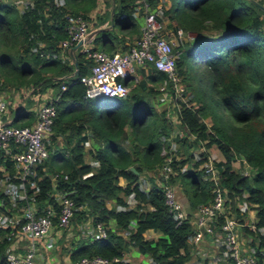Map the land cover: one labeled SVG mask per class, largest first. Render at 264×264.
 <instances>
[{"label": "trees", "instance_id": "trees-1", "mask_svg": "<svg viewBox=\"0 0 264 264\" xmlns=\"http://www.w3.org/2000/svg\"><path fill=\"white\" fill-rule=\"evenodd\" d=\"M65 1L63 4L57 0H32L19 11L9 0H0L2 81L32 89L35 94L47 86L59 87L64 80L66 87L59 90L57 111L64 107V100L83 106L72 114L77 125H68L63 119L56 122V117H64V111L56 112L52 134L44 140L48 156L31 178L37 186L36 193L32 195L27 186L29 198L37 207L51 205L55 211L61 195L72 198L74 211L68 225L62 227L64 230L76 228L84 219H89L94 229L96 222L103 223L105 237L86 244L87 238L78 240L72 250L73 259L93 255L122 257L131 245L149 254L156 264H187L192 226L188 218L178 220L168 211L162 184L174 185L179 181L185 193L186 188L190 189L189 208L185 209L188 217L199 204L210 200L211 183L203 178L201 169L180 170L186 159L171 160V172L168 178H163L157 169L164 159L159 153L161 141L155 137L158 131H153L150 118L129 117L130 106L124 101L128 108L120 106L112 114L98 115L92 108L96 100L85 97L84 86L78 82L89 66L81 53L76 56L77 75L55 77L71 71L58 59V41L67 37L65 13L83 16L81 10H88L94 3V0ZM257 1L264 5V0ZM118 4L113 22L133 28V0H118ZM164 14L171 21L167 27L174 31L179 28L195 36L207 30L216 32L207 34L203 40H179L173 47L179 52L176 72L183 86V99L177 101L178 117L197 140L207 137L205 151L198 155L195 166L206 159V149L214 145L223 159L218 165L220 184L226 188L230 201L234 195L246 193L243 199L256 204L254 224L260 231L254 234L245 228L252 241L244 254L252 256L255 264H264V14L249 0H175ZM164 78L166 75L158 70L148 77L154 83ZM167 86H171L169 80ZM129 96L141 99L136 92L124 98L129 100ZM28 112L30 118H26ZM28 112L17 115L14 125H28L33 115ZM126 122L131 126L135 148L126 149L119 142ZM84 125L89 126L93 139L101 141L100 146L90 151L96 165L84 161L83 142L87 133L80 135L74 145H70L66 136L67 131L79 133ZM59 135L63 146L56 141ZM240 157L252 168L245 176L231 166ZM42 166L51 169L44 171ZM145 170H152V178ZM63 174L67 177L63 178ZM141 176L150 180L146 188L139 185ZM119 177L126 181L124 185L118 183ZM129 196L135 200L133 206L127 203ZM52 220L56 225V217ZM110 223L113 229L109 228ZM147 229L160 236L154 241L146 239L143 233ZM115 230H126V240ZM4 244L0 242V264H5ZM226 264L236 263L229 258Z\"/></svg>", "mask_w": 264, "mask_h": 264}, {"label": "built area", "instance_id": "built-area-1", "mask_svg": "<svg viewBox=\"0 0 264 264\" xmlns=\"http://www.w3.org/2000/svg\"><path fill=\"white\" fill-rule=\"evenodd\" d=\"M162 9L161 3H153L151 0H133V11L142 15L139 35L125 51L111 53L89 44L88 22L83 16L65 13L67 37L60 40V46L68 47L81 42L78 46L79 52L89 65L87 71L78 78V82L84 86L85 97L125 96L130 90L125 79L133 74L136 66L150 63L156 70L166 75L163 84L158 88L162 91L165 90L167 80H169L172 100L182 99L183 86L176 72V59L179 57V52L174 51L173 47L178 38L183 36V33L179 28L173 33L166 31L164 22L161 20ZM65 87V84L61 83L59 90H64ZM26 97L24 96V99ZM59 99L60 93H57L52 99L38 103L33 111L32 122L21 126L4 122L5 103L0 99V151L7 153L14 164L17 178L23 187L22 196L25 201L16 219L19 226L14 225L4 236L6 242H11L14 239L24 240V250L21 254L7 252L5 264H35L36 250L43 245L52 227H65L73 215L74 201L64 195L59 198L57 211L51 205H44L37 212L29 198L27 189L35 167L48 156L44 140L52 131L51 127L57 112L56 102ZM165 152L167 151L163 150L162 154ZM218 161L216 156L211 153L200 163L204 178L211 182V197L208 202L199 204L192 216L189 217L193 228L191 241L196 245L207 240V237L210 240H212V236L219 239L218 243L222 250L216 255L209 256L212 264H217L218 261L226 263L229 258H232L236 264H255V259L242 251L237 228L238 226L246 227L254 234L260 229L256 228L252 222H240L233 217L231 205L227 206L226 188L220 184ZM170 162V157H166L161 165L163 178H168L171 172ZM66 177V174H63V178ZM162 186L163 200L168 211L178 220L187 218L172 184L165 182ZM34 187L36 193L37 186L34 185ZM238 199V195H235L234 203L236 205L239 204ZM53 217L57 219L56 225L53 224ZM97 223L95 228L100 229ZM216 231L221 233L218 237ZM104 235L105 230H102V236ZM42 264H120V258L93 255L66 261L46 260Z\"/></svg>", "mask_w": 264, "mask_h": 264}, {"label": "crops", "instance_id": "crops-1", "mask_svg": "<svg viewBox=\"0 0 264 264\" xmlns=\"http://www.w3.org/2000/svg\"><path fill=\"white\" fill-rule=\"evenodd\" d=\"M11 4L15 6L17 10H23L24 6L26 4L31 3L32 0H9ZM153 3H161L163 6V9L161 10V19L165 23L164 26L166 27V31L173 33L174 30L168 28V24L171 22L168 20L164 14L165 9H168L171 5V3L175 0H151ZM58 3H66L65 0H57ZM118 0H94V3L91 7L88 8V10H81V13L83 14V17L88 22L89 27V33L87 34V38L89 40V44L92 46L102 49L108 53L111 52H122L125 51L128 46L130 45L131 41L134 40V38L139 34L140 28L142 26V15L140 13H136L133 11L132 15V21L134 22L133 28H123L113 22V15L115 12H117L118 8ZM70 9V8H69ZM103 31H109L108 34H105ZM189 35V34H188ZM186 41V36L180 37V42ZM179 43V39H178ZM58 59L59 61L66 67L71 68V71L68 74L55 76L57 78H68L71 72L75 69V58H77V54H79V48H75L74 51L70 50V48L73 46L68 47H61L60 46V40L58 41ZM75 57V58H74ZM154 70H156L150 63H147L145 65H139L135 67V70L131 76L125 79L126 84L128 87H130V90H135L140 95L141 99L138 100L137 97H130L129 100L131 102H137L140 106H133L131 102H125L130 106V111L128 113L129 117L135 116H143L146 120L150 118L149 124H151V127H153V131H158L157 140L161 141V148H160V155H162V151L165 152L164 159L166 157H170L171 160H179V159H186L184 163L182 164V167H180V170L186 169H192V170H199L200 169V163L195 166V161L198 158V155L203 152L202 150H205V143L207 142V137H203L201 140H197V138L194 136V134L187 131L185 126H182L180 124V120L178 117V111H179V102L176 100H172L170 97L172 94L169 86L165 88V90H160L158 87L163 84L164 79L160 82L154 83L149 81L148 77L154 73ZM62 83H64V80H61ZM60 82V84H61ZM58 86V85H57ZM37 86L33 87L36 88ZM58 88V90H56ZM32 89H27L23 86H10L9 83H5L0 78V99L4 101L5 103V110L3 113V119L4 122L7 124H13V122L17 121L16 116L21 115L25 111L28 112L31 111L32 114L34 113V108L39 103H44L53 97L57 93H59V87H52L47 86L42 91L37 92L33 94ZM127 95V94H126ZM129 95V94H128ZM24 96H27L24 99ZM94 97L91 98L92 100H96L95 105L92 107L94 111L103 117V115L106 114H112L114 111H118L120 106L123 105V102H118L121 100L120 98L123 97H115V102L113 104H102L98 98ZM118 102V103H116ZM65 104L64 107H60L57 111V113H61V110L64 111V117H56L55 121L61 123L62 119L66 124H73L77 125L78 121L73 118L72 120V114L79 109L83 108L82 105H79L77 103H73L71 101L64 100L62 102ZM115 104V105H114ZM88 108L87 106H85ZM128 108V107H127ZM100 110V111H99ZM29 112L26 114V118H30ZM154 118L161 117L163 118V121L165 122L167 129L162 130L159 129L161 126L159 125V128H157V124H153L155 121ZM33 115L31 119L29 120V123L32 122ZM207 124V120H206ZM159 131L161 132V135H159ZM84 133L88 134V138L85 142H83V149H84V161L91 164L96 165L95 162L91 159L90 151L93 152L94 149H96L98 146H100L101 141L93 139L91 136L90 128L88 125H84L83 130H81L79 133L75 132L74 130L67 131L66 136H69L70 145H74L77 138L80 135H84ZM52 134H49V136ZM56 141L58 142L59 146H63V141L59 136L56 137ZM120 144L125 147L126 149L135 148L134 140L131 136V126L126 122L123 125V132L122 136L119 139ZM214 145H210L206 150L209 151V149H213ZM195 150V151H194ZM69 153V152H67ZM216 156V158L222 162V156H220L218 150L214 153H212ZM134 155V154H133ZM236 161H239L238 158H235ZM234 161V160H233ZM220 164V163H219ZM40 165V163H38ZM37 165V166H38ZM36 166V167H37ZM232 166V162H231ZM35 167V169H36ZM133 167V166H131ZM234 169V167L232 166ZM34 169V173H35ZM41 169L46 171L47 169H51V167L42 166ZM134 169V167H133ZM161 171V167L157 168ZM235 170V169H234ZM236 171V170H235ZM150 172L152 170H145V173L147 176L151 177ZM34 176V174L31 176V178ZM147 176H144V184L139 182V185L142 188H146L150 185V180ZM30 178V179H31ZM152 178V177H151ZM204 178V176H203ZM205 179V178H204ZM154 182H158L156 177H154ZM207 180V179H205ZM139 181V180H138ZM208 181V180H207ZM125 180L123 177L118 178V183L120 185L125 184ZM210 182V181H209ZM211 183V182H210ZM35 183L32 181L28 182L29 189H31V194H35ZM175 189V186L172 185ZM181 186V189L185 190V188L182 187L179 183V188ZM26 185L24 186V188ZM211 187V185H210ZM22 190L23 187L17 178V172L14 167L13 162L9 159V156L7 153L0 151V242H5L4 244V251L5 254L7 252H14L19 253L23 252L24 250V240L22 239H14L11 242H6L4 240V233L9 232L13 228V226L18 225L16 219L17 216L20 214L21 209L23 207V196H22ZM183 190V191H184ZM176 193V192H175ZM190 193V189L186 188V193L184 192V195H180L177 197L179 203L181 204L182 209L185 211V209L189 208V201H187V196ZM61 194V193H59ZM57 195V192H54V196ZM177 196V195H176ZM228 198V197H227ZM24 201V200H23ZM239 204L236 205V203L231 204L233 208V217L240 221V222H252L254 223V217H255V205L250 204L248 201L238 199ZM228 202H230L228 198ZM127 203L129 206H133L135 203V200L132 199L130 196L127 197ZM202 204V203H201ZM107 205H110V202L107 203ZM241 205V207H240ZM254 205V206H253ZM37 209V212L42 208L37 207L34 205ZM195 210V209H194ZM193 211H191V215L193 214ZM186 212V211H185ZM17 223V224H16ZM93 227V224H91ZM133 227V224L130 225ZM217 229V228H216ZM6 230V231H5ZM71 229L62 230L58 227H52L48 235L46 236L43 245L39 246L36 250L35 255V264H42V262H45L46 260H60V261H66L69 259H73L72 250L75 249L77 242H74V244L70 243L69 246L66 249L59 248V242L62 239H66L67 236H70ZM94 230V227H93ZM123 231L124 234H121L123 239H125L126 236V230H119ZM241 232L244 233L246 238H240L241 241V248L242 251H246L249 247L250 242L252 241L251 237L246 232L245 228L241 226H238L237 228V235L240 237ZM95 231L93 232H87L86 238L88 237L91 239V237L94 235ZM120 234V233H119ZM221 234L216 231V235ZM143 235L146 239L154 241L157 237H159V233L147 229ZM85 238V239H86ZM212 239L215 241V245L217 247L216 251L218 249L220 250V245L218 243V240L212 236ZM239 239V238H238ZM126 240V239H125ZM210 241V238L207 237V240H205L204 244L194 246L190 257L188 259L187 264H212L211 260L208 257V253L210 250L208 248L212 247V244H208ZM245 242V243H244ZM59 248V249H58ZM250 250V249H249ZM214 252V253H215ZM123 262L125 264H156L149 254L147 253H141L137 249V247L128 246V250L125 251L122 255ZM143 260H145L143 262ZM218 264H225L222 263V261H218Z\"/></svg>", "mask_w": 264, "mask_h": 264}, {"label": "rangeland", "instance_id": "rangeland-1", "mask_svg": "<svg viewBox=\"0 0 264 264\" xmlns=\"http://www.w3.org/2000/svg\"><path fill=\"white\" fill-rule=\"evenodd\" d=\"M12 2V1H11ZM13 3V2H12ZM263 14H264V12L263 11H261ZM162 20V19H161ZM165 24V23H164ZM166 28V27H165ZM182 33H183V35L184 36H186V40L187 41H193V40H197V39H200V40H203L204 39V37L207 35V34H211V35H216V32H214L213 30H207V32H205L204 34H199V35H197V36H195V34H192V33H190L189 35L188 34H186V32L185 31H182ZM209 34V35H210ZM192 36H195V37H192ZM179 40H180V38H178ZM178 44V40L176 41V43H175V46ZM205 69V68H204ZM135 90L133 89V90H129V92L127 93V95L128 94H130V93H133ZM127 95H125V96H127ZM99 99V101L102 103V104H113L114 102H115V98H113V97H105V96H102V97H99L98 98ZM177 99H181V98H177ZM121 101H124V102H131L130 100H128L127 98H121V100H119L118 102H121ZM118 102H116V103H118ZM131 104L133 105V106H135V107H137V106H140L137 102H131ZM115 105V104H114ZM100 111V110H99ZM100 112H98V114H99ZM139 117H141L140 119H145V117H143V116H139ZM153 119H155V121L153 122V124L155 123V124H157V122H158V125H157V128H159V125L163 128V129H167V126H166V124H165V122L163 121V118L161 119V117H158V118H154L153 117ZM160 129V128H159ZM195 151V150H194ZM216 151V147L214 146V148L213 149H209V152L210 153H214ZM220 155V154H219ZM96 164V163H95ZM232 166L234 167V169L238 172H240L241 170H242V163L240 162V161H236V160H234V161H232ZM161 172H162V169H161ZM163 173V172H162ZM244 173H246L245 171H244ZM144 179H145V177L144 176H141L140 178H139V182L140 183H142V185L144 184ZM162 185H164V183L162 184ZM174 186H175V192H176V195H177V197H179L180 195H184V191L181 189V187L179 188L178 186H179V181L178 182H175L174 183ZM227 206H230V202H228L227 203ZM240 207H241V205H240ZM186 209H188V207L186 208ZM97 224H99V226H100V229H98V227H96L94 230H93V227H92V225H91V222L89 221V219H84L82 222H78L77 223V225H76V228L74 227L72 230H71V234H70V236H67L66 237V239H62L60 242H59V248H63V249H66L68 246H69V244L70 243H72V244H74V242H77L78 240H83V239H85L86 238V233L87 232H93V231H95V233H94V235L91 237V239H89L88 237H87V240L84 242L85 244L86 243H90L91 241H93L94 239H96V238H99V236H102V230H106L105 229V227L103 226V223H101V222H98ZM107 226V225H106ZM109 228L110 229H113V225H112V223H110V225H109ZM59 229H62V228H59ZM63 230V229H62ZM115 232H118V233H120V234H124V232L123 231H120L119 232V230H115ZM240 238H246V236L244 235V233H242L241 232V235H240V237H239V240L241 241V239ZM245 243V242H244ZM208 244H212V247L211 248H208V250H210V254L209 255H211V254H213L215 251H216V249H217V247H216V245H215V241L212 239V240H210L209 241V243ZM58 248V249H59ZM214 255H216V253H214ZM145 260H143V262H144Z\"/></svg>", "mask_w": 264, "mask_h": 264}, {"label": "clouds", "instance_id": "clouds-1", "mask_svg": "<svg viewBox=\"0 0 264 264\" xmlns=\"http://www.w3.org/2000/svg\"><path fill=\"white\" fill-rule=\"evenodd\" d=\"M263 5V4H262ZM182 99H183V97H182ZM182 99H175L176 101H179V100H182ZM203 152L205 151L204 149L202 150ZM208 154H211L208 150H207V155ZM162 156H165V154H162ZM221 156V155H220ZM207 157V156H206ZM223 160V159H222ZM241 163H242V174L245 176V175H247L248 173H249V171L250 170H252V168L245 162V160H243L241 157H240V159H238ZM163 161H164V159H163ZM221 161H218L217 162V164L219 165V163H220ZM201 169V168H200ZM244 171L246 172V173H244ZM67 176V175H66ZM236 195H238V194H236ZM247 196V194L246 193H242L241 195H238V197H239V199H241V197H242V200H244L243 198H245ZM228 197V196H227ZM234 197H235V195H234ZM229 198V197H228ZM230 199V198H229ZM246 201V200H245ZM234 203V198H233V201H230V203ZM249 202V201H248ZM250 203V202H249ZM251 204V203H250ZM254 205H255V207H256V204L254 203ZM231 209H232V211H233V208H232V206H231ZM187 214V213H186ZM192 216V215H191ZM191 216H188L187 218H188V220H189V217H191ZM186 219V218H185ZM190 222V221H189ZM97 223V222H96ZM190 224H191V222H190ZM191 226H192V224H191ZM244 228H246V227H244ZM247 229V228H246ZM249 231V230H248ZM192 233H193V228H192ZM105 235H106V231H105ZM105 235L104 236H99V237H105ZM192 236V235H191ZM205 242V241H204ZM204 242H202V243H200V244H204ZM200 244H194V243H192V241H191V247H190V253H191V251H192V249H193V247L195 246H197V245H200ZM222 250V247L220 246V250L218 249V251L217 252H215V253H219L220 251ZM210 254V252L208 253V257L210 256L209 255ZM214 254V253H213ZM212 255V254H211ZM82 257V256H81ZM85 257H91V256H85ZM104 257H106V256H104ZM113 257H119V256H113ZM79 258V257H78ZM107 258H112V257H107ZM120 258V264H125L124 262H123V259H122V257H119ZM75 259H77V258H75ZM73 260V259H72ZM219 262H217V264H218ZM223 263V262H222ZM227 263V262H226ZM225 263V264H226Z\"/></svg>", "mask_w": 264, "mask_h": 264}, {"label": "water", "instance_id": "water-1", "mask_svg": "<svg viewBox=\"0 0 264 264\" xmlns=\"http://www.w3.org/2000/svg\"><path fill=\"white\" fill-rule=\"evenodd\" d=\"M249 1L252 2L254 5H256V6L260 9V11H263V12H264V5L260 4L257 0H249ZM80 43H81V42L79 41V42H77L76 44H74V45L70 48V50H73V51H74V49L77 48V47L80 45ZM74 58H75V57H74ZM74 65H75V69L73 70V72L70 73L69 76L77 75V73H78V71H77V66H76V58H75ZM130 169H131V170H134L133 167H130Z\"/></svg>", "mask_w": 264, "mask_h": 264}]
</instances>
